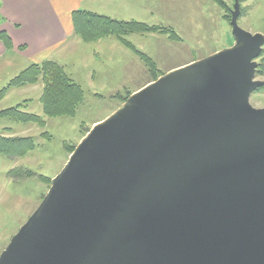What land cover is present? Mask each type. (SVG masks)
<instances>
[{"label": "water", "instance_id": "95a60500", "mask_svg": "<svg viewBox=\"0 0 264 264\" xmlns=\"http://www.w3.org/2000/svg\"><path fill=\"white\" fill-rule=\"evenodd\" d=\"M133 92L78 142L0 264H264V36ZM98 124V125H97Z\"/></svg>", "mask_w": 264, "mask_h": 264}, {"label": "rangeland", "instance_id": "374dc122", "mask_svg": "<svg viewBox=\"0 0 264 264\" xmlns=\"http://www.w3.org/2000/svg\"><path fill=\"white\" fill-rule=\"evenodd\" d=\"M222 1L224 7L214 0H101L96 5L98 13L164 30L101 34L80 26L78 33L74 26L67 48L51 59L62 68L67 82L82 89L83 97L73 105L74 112L61 113L63 97L51 99L48 95L44 100L48 83L43 79L7 88L0 98V111L18 106V111L37 116L38 121L0 116V135L33 140V147L23 156L0 153V254L92 125L110 116L151 81L235 44L231 18L236 2L238 25L264 36V0ZM143 57L153 60L154 68ZM255 61V79L262 85L253 90L249 101L260 108L264 107V44ZM32 64H21L15 75L0 80V89ZM13 169L32 175H7Z\"/></svg>", "mask_w": 264, "mask_h": 264}, {"label": "crops", "instance_id": "0c3cea01", "mask_svg": "<svg viewBox=\"0 0 264 264\" xmlns=\"http://www.w3.org/2000/svg\"><path fill=\"white\" fill-rule=\"evenodd\" d=\"M100 1L0 0L3 17L0 30L5 31L11 41V46L6 47L0 40V80L6 81L15 75L21 64L54 59L67 48L69 37L73 35L72 12L98 13L96 5Z\"/></svg>", "mask_w": 264, "mask_h": 264}, {"label": "trees", "instance_id": "16d2710c", "mask_svg": "<svg viewBox=\"0 0 264 264\" xmlns=\"http://www.w3.org/2000/svg\"><path fill=\"white\" fill-rule=\"evenodd\" d=\"M214 1L224 7V2L222 0H214ZM239 1H243V0H239ZM72 19H73V24L78 33L80 32L79 30L80 26H87L95 31H98L101 34L102 33L108 34L111 32L128 33L134 31L148 32V31L164 30L162 27L156 25H149L144 22H140L136 20L117 19L87 10L73 11ZM2 21H3V17L0 12V24L2 23ZM0 40L4 43L6 47L11 46L10 37L5 31L0 30ZM128 45H130V43H128ZM145 63L148 67L154 68V61L150 60V58H145ZM37 79H43L45 80V82L47 81L46 83H48L47 89L43 94L44 100L47 99L49 96L51 99L53 97H57L60 100L63 97L64 102L61 113L72 112L74 110L73 105L79 102V100L83 97V92L80 86L76 85L74 82L66 81L67 80L66 75L64 74L62 68L57 65V62L53 60H44L40 64L33 63L31 66L25 68L24 70L19 72L14 78H12L6 86L0 89V98L5 94L8 87L28 83L31 81L35 82ZM17 108L18 106H14L1 110L0 116L19 119L22 121H32V122L38 121L37 116L30 115L27 113L26 114L21 113L20 111L17 110ZM50 112H52V114H56V112L53 111ZM32 147H33V140L30 137H25V136L5 137L3 135H0V153L6 155H12V156H23L26 153V151L31 149ZM16 174L18 177H21L22 174L32 175L30 171L27 170L20 171L19 169H13L9 171L7 175L15 176Z\"/></svg>", "mask_w": 264, "mask_h": 264}, {"label": "bare ground", "instance_id": "6f19581e", "mask_svg": "<svg viewBox=\"0 0 264 264\" xmlns=\"http://www.w3.org/2000/svg\"><path fill=\"white\" fill-rule=\"evenodd\" d=\"M98 125V124H97Z\"/></svg>", "mask_w": 264, "mask_h": 264}]
</instances>
